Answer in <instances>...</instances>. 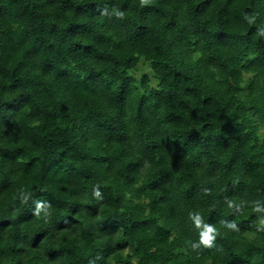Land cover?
Instances as JSON below:
<instances>
[{"label":"trees","instance_id":"16d2710c","mask_svg":"<svg viewBox=\"0 0 264 264\" xmlns=\"http://www.w3.org/2000/svg\"><path fill=\"white\" fill-rule=\"evenodd\" d=\"M0 264H264V0H0Z\"/></svg>","mask_w":264,"mask_h":264},{"label":"rangeland","instance_id":"374dc122","mask_svg":"<svg viewBox=\"0 0 264 264\" xmlns=\"http://www.w3.org/2000/svg\"><path fill=\"white\" fill-rule=\"evenodd\" d=\"M144 61L145 60H142V62L139 64L138 70L135 72L138 78L141 77L142 73H148L151 77L153 76L152 68L147 63H144Z\"/></svg>","mask_w":264,"mask_h":264},{"label":"snow or ice","instance_id":"6c2138e0","mask_svg":"<svg viewBox=\"0 0 264 264\" xmlns=\"http://www.w3.org/2000/svg\"><path fill=\"white\" fill-rule=\"evenodd\" d=\"M207 239V238H206Z\"/></svg>","mask_w":264,"mask_h":264}]
</instances>
